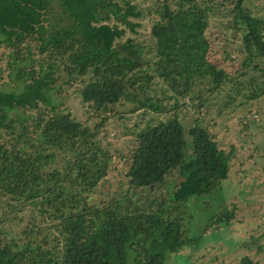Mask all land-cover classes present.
Instances as JSON below:
<instances>
[{
  "label": "trees",
  "instance_id": "1",
  "mask_svg": "<svg viewBox=\"0 0 264 264\" xmlns=\"http://www.w3.org/2000/svg\"><path fill=\"white\" fill-rule=\"evenodd\" d=\"M227 1L232 6L226 27L240 32L245 52L238 71L242 82L208 58L209 18ZM59 5L70 23L48 30L50 0H0V44L24 60L18 67L21 89L0 88V205H5L0 213V264H165L168 252L187 243L180 216L143 206L128 192L101 206L87 198L110 168L98 128L107 112L123 101L131 104V111L160 112L161 98L150 94L156 76L182 97L205 78L213 83L211 89L232 82L233 90H242L240 104L261 96L264 18L253 14L244 0H151L146 5L133 0H59ZM145 15L152 17L150 61L133 36L123 38L140 25L132 18ZM32 42L40 56L38 69L31 58ZM59 69L67 81L82 83L79 101L99 118L93 126L56 102ZM230 152L208 128L196 121L186 129L172 112L135 131L124 173L129 188H150L178 170L181 179L171 196L180 203L210 191L227 176ZM27 206L37 212L16 237H8L2 228L5 220L18 223L21 218L10 213ZM232 215L225 209L215 222L229 223ZM239 264L259 263L243 255Z\"/></svg>",
  "mask_w": 264,
  "mask_h": 264
},
{
  "label": "rangeland",
  "instance_id": "2",
  "mask_svg": "<svg viewBox=\"0 0 264 264\" xmlns=\"http://www.w3.org/2000/svg\"><path fill=\"white\" fill-rule=\"evenodd\" d=\"M133 1L146 5L151 0ZM216 1L219 0H215V4ZM244 4L253 14L264 18V0H244ZM50 6L45 21L48 30L70 23L59 0H50ZM231 6V2H224L209 18L206 29L210 42L208 58L233 80L242 82L244 77L238 74L245 57L241 50V35L226 27ZM132 19L139 21L140 25L135 32L127 30L123 38L133 36L143 45L144 58L150 61L154 54V39L149 33L152 17L145 15ZM35 44L32 42V49ZM32 57L35 59L34 67L38 69L40 56L36 48ZM23 62L15 57L9 46L0 44V88L21 89L23 81L18 78V67L23 66ZM57 72L54 84L60 91L55 95L56 102H61L80 120L93 126L99 118L89 106L79 101L82 83L77 81L79 79L67 81L64 72L60 69ZM248 73L246 70V76ZM212 84L210 78H205L197 82L189 95L182 97L156 76L150 94L161 98L160 112L149 109L131 111V104L124 101L114 105L98 128L100 142L110 155V168L87 198L101 206L115 195L118 197L128 192L143 206L161 207L166 213L180 216L187 243L176 252H168L165 264H239L243 255L264 264V94L240 104L244 98L242 90H233L232 82L224 81L211 89ZM231 95L235 100H228ZM172 112L177 113L186 129L197 121L208 128L224 151L231 150L227 176L218 180L210 191L192 195L180 203L171 196L172 189L181 179L178 170L171 171L163 183L150 188H129L124 173V158L135 144V131L147 123L165 119ZM3 207L5 205H0V213ZM6 209L10 210V206ZM225 209L233 212L229 223L215 222L216 216ZM36 212L37 209L31 206L22 210L14 208L10 217L15 214L16 219L21 220L18 223L15 219L5 220L3 231L8 237H16L21 225Z\"/></svg>",
  "mask_w": 264,
  "mask_h": 264
}]
</instances>
